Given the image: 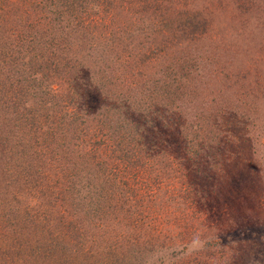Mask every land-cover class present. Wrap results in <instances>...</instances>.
I'll list each match as a JSON object with an SVG mask.
<instances>
[{"label":"rangeland","instance_id":"374dc122","mask_svg":"<svg viewBox=\"0 0 264 264\" xmlns=\"http://www.w3.org/2000/svg\"><path fill=\"white\" fill-rule=\"evenodd\" d=\"M68 1L61 14L66 0H0V207L18 214L8 234L25 217L62 227L65 249L32 264H264V0ZM48 53L57 71L35 67ZM160 79L176 81V112L151 111ZM12 93L31 110L19 129L4 113ZM101 97L146 114L148 163L95 145L94 119L115 117ZM60 117L85 121L88 146L60 152ZM81 151L86 168L71 164Z\"/></svg>","mask_w":264,"mask_h":264},{"label":"trees","instance_id":"16d2710c","mask_svg":"<svg viewBox=\"0 0 264 264\" xmlns=\"http://www.w3.org/2000/svg\"><path fill=\"white\" fill-rule=\"evenodd\" d=\"M66 1L68 2V5H64L59 8L60 9L59 13L61 14L71 13L68 11H72V9L75 8V6H72V4L68 0ZM56 57L57 56L48 53L47 59L44 61L43 60L39 61L38 62L39 65L35 63V67L39 66L44 69L48 68L49 70H53V72L57 71L58 68L54 60ZM104 70L108 74L105 76V78L108 76V80H110V83L113 85H116L115 83V80L117 78L115 76L116 74H113L112 72H110L107 69V67L101 71H104ZM170 80H171V83H167L164 79L155 80L153 81V83H151V89L154 92V95L157 96L156 97L157 101L151 105V111L154 110L155 108L161 111L162 107L165 106L164 104H166L167 106L172 107L173 112H176L177 110L176 105L179 102V100H177L178 99V93H177L178 89H177L176 81L172 79ZM11 84L13 86L23 85L20 79L16 80L15 82H12ZM11 84H10V88L12 86ZM95 84H97V82ZM106 93L107 92L104 89L103 94H106ZM142 94L143 93H140V97L136 101V104L138 105L139 108L143 107L144 105V99H143ZM7 97L8 98L5 100V103H3L4 113H6L8 116L11 115V117H6L7 123L9 124V126H12L14 128H15L14 123L18 124V129L20 127H24L25 119L27 120V118L21 120L20 119L21 117L19 118L17 116L18 115L24 116L25 113H30L31 112L30 107H25L23 105V102L25 100L23 99L19 101L18 95L16 93H12V95L10 94ZM68 97L69 96H67L66 93L63 96L64 99H67ZM101 99L105 100V107H107V110L113 111L115 113V117H96L94 119V122L96 124L95 126H97V128L99 129V132L95 134V138L96 139L98 138L97 141L95 142V145L97 147L100 145H103L105 140H107L108 142L112 144V147H113L110 150V153L117 151L124 163L125 162L126 163H130V162L138 163L140 161L148 163L147 158L142 157L143 154H146L144 145L142 143V139L146 136L149 137L147 133V126H146V123H147L146 114L143 113L142 117H128V115H130L129 97H127L121 104H119L118 102L114 100H109V99L106 103V100H107L106 98L101 97ZM76 100H77V97H76ZM42 105L43 104L41 103L40 106ZM19 108L21 109L22 112L19 111ZM147 109L148 108H145L146 111ZM14 114H15V117H13ZM87 118H90V117H87ZM55 121H57V119ZM58 123H59L58 126L62 127L63 131H65L64 133L66 134L65 138L62 140L60 139V142L58 144L60 148L63 149V151H60V152L67 151L68 145L77 147L76 145L77 142L80 147L88 146L91 137L86 135V132L83 131L82 126L85 123V121L81 117H60L58 120ZM69 130H72V135L68 137L67 133ZM104 130H106L105 135L103 133ZM153 132L155 134L156 131L153 129ZM171 134L173 136H176L174 133H171ZM20 137H19L20 143H22V141L24 140V137L23 136L22 138ZM155 141H152V145H154ZM156 144H158L157 141H156ZM84 153L85 152L81 151V156L78 159V161L76 162L74 159V163H71V164H74V167L75 166L82 167V168L87 167V165L89 164V161H88L87 155ZM6 156L8 160H10L13 154L9 153L8 155L6 154ZM16 168H17V164H16ZM105 169L106 168L100 170L101 174H103ZM97 173L100 175V172H97ZM111 178H114V177H111ZM94 182H95L94 184H99L98 179L94 180ZM96 193H97L96 189H94V194ZM92 194H93V191H92ZM0 208H3V211L0 212V226H1L0 243L2 242L3 245L8 244L6 250H2V252H0V256L3 257V261H2L3 263L1 264H32L34 262L33 259H36L37 251L42 250L43 252H45L46 248H48L47 250L49 251L45 252L43 257L45 259H49L50 254L52 252H55L56 250H59L65 247L64 243L66 242V239L63 238L64 232L62 231V227L58 225V227L60 228L58 232L55 231L54 227L52 228L49 226L47 227V230H46L44 229L46 223H42V221H38V218H34L32 220L31 218L29 219L25 217V219H23L20 223L19 230H17L14 233L12 232L8 234L9 230H7L5 227L7 226V224L8 226H10L11 223L14 225L15 220L17 218L16 215L18 214L14 210L7 208V206H3ZM18 232H20V234ZM16 233H17V237H16ZM14 240L16 241L17 244H13L12 241ZM64 249L65 248L61 249L60 251H63ZM27 250L29 251L26 254L25 252ZM21 254L23 258L20 256ZM28 255L32 257L29 258ZM60 258L61 256H58V259Z\"/></svg>","mask_w":264,"mask_h":264}]
</instances>
